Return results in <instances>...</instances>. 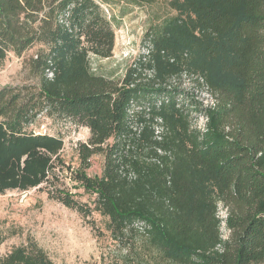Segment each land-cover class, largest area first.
Segmentation results:
<instances>
[{"label":"trees","instance_id":"trees-1","mask_svg":"<svg viewBox=\"0 0 264 264\" xmlns=\"http://www.w3.org/2000/svg\"><path fill=\"white\" fill-rule=\"evenodd\" d=\"M164 1L175 13L149 28L148 53L115 79L91 67L116 41L100 2L0 0V63L38 47L37 81L0 86V192L52 187L66 206L105 216L115 239L144 235L140 264H264V0ZM184 75L212 104L182 86ZM45 113L90 130L77 168L63 136L32 128ZM97 153L103 171L91 176ZM67 177L96 194L93 207ZM0 264L55 263L29 240Z\"/></svg>","mask_w":264,"mask_h":264},{"label":"rangeland","instance_id":"rangeland-1","mask_svg":"<svg viewBox=\"0 0 264 264\" xmlns=\"http://www.w3.org/2000/svg\"><path fill=\"white\" fill-rule=\"evenodd\" d=\"M97 1L109 17L116 18V41L113 55L108 58L92 56L91 67L96 73L122 79L130 64L146 48L142 46V40L149 28L175 11L164 0L152 3L137 0ZM37 48L34 46L22 55L8 53L0 63V86L37 81L29 64V56ZM147 73H150L149 69ZM182 81V86L189 88L204 105L212 104L213 97L205 85L197 84L194 77L185 75ZM195 119L199 127L203 125L202 116L197 115ZM32 128L37 132L63 136L62 156L65 162L75 168L80 165L78 143L88 140L90 130L87 127L45 113ZM103 166L104 155L97 153L92 157L87 172L91 176L100 175ZM65 182L81 203L94 206L96 194L76 185L77 182L69 177ZM51 188L44 185L43 188L0 192V258L14 247L35 240L55 264H140L137 251L144 235L132 232L123 239H115L107 227L105 216L97 211L85 215L66 206L50 196L48 190ZM220 214L225 216L224 208L220 209ZM221 229L224 235L228 234L224 224Z\"/></svg>","mask_w":264,"mask_h":264},{"label":"built area","instance_id":"built-area-1","mask_svg":"<svg viewBox=\"0 0 264 264\" xmlns=\"http://www.w3.org/2000/svg\"><path fill=\"white\" fill-rule=\"evenodd\" d=\"M143 52L148 53V48H144V51H143ZM53 74H54L53 71H49V72H48V76H49V77H53ZM212 102H213V98H212ZM161 121H162V120L159 119V122H161ZM203 123H204V122H203ZM141 125H142V124H138V123L133 124V129H134V131H136L137 133H139L140 130H141ZM200 127H203V126H200ZM155 128H156V135H157V137H158V138H161V133H162L163 127L161 126L160 123H158L157 126H156Z\"/></svg>","mask_w":264,"mask_h":264}]
</instances>
